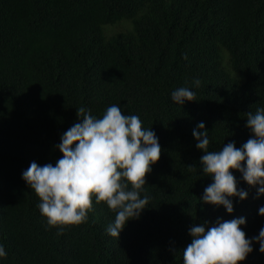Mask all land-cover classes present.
<instances>
[{"label":"trees","instance_id":"obj_1","mask_svg":"<svg viewBox=\"0 0 264 264\" xmlns=\"http://www.w3.org/2000/svg\"><path fill=\"white\" fill-rule=\"evenodd\" d=\"M199 81L197 85L194 83ZM187 87L183 105L172 92ZM112 105L137 115L162 152L141 196L149 206L120 234L115 212L96 203L79 224L50 226L22 177L55 164L80 107ZM264 109V0H0V264H183L190 229L245 218L248 239L264 228V195L232 170L247 199L234 211L205 204L213 182L193 130L209 150L251 137L246 113ZM196 166L195 168H190ZM253 251L241 264H264Z\"/></svg>","mask_w":264,"mask_h":264},{"label":"clouds","instance_id":"obj_2","mask_svg":"<svg viewBox=\"0 0 264 264\" xmlns=\"http://www.w3.org/2000/svg\"><path fill=\"white\" fill-rule=\"evenodd\" d=\"M197 85L199 81H195ZM195 92L187 87L172 92V100L183 105L185 100L195 101ZM251 137L238 148L234 142L222 149L209 150V131L203 122L193 130L196 147L205 154L200 166L213 182L204 189L205 204L223 205L229 214L234 205L230 198L247 199L248 193L238 189L232 170L242 173L248 185L264 195V109L245 114ZM79 122L74 123L57 145L63 154L55 164L43 166L32 162L22 173L23 179L40 199V212L50 226L79 224L87 219L93 207L104 202L115 212V220L107 232L120 238L129 220L138 219L149 206V197L141 196L151 166L161 157V146L156 133L145 129L137 115H125L112 105L101 117L80 107ZM190 168L196 166L189 165ZM264 216V207L259 209ZM245 218L218 221L215 226H193L192 237L182 250L183 264H241L253 251V241L264 253V228L259 235L248 239L241 225ZM7 255L0 245V257Z\"/></svg>","mask_w":264,"mask_h":264}]
</instances>
